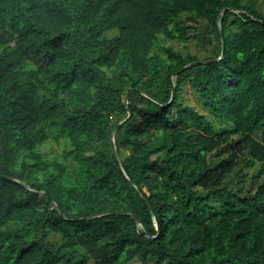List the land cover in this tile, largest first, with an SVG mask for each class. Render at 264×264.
<instances>
[{
	"label": "trees",
	"instance_id": "1",
	"mask_svg": "<svg viewBox=\"0 0 264 264\" xmlns=\"http://www.w3.org/2000/svg\"><path fill=\"white\" fill-rule=\"evenodd\" d=\"M131 262L264 264L262 0H0V264Z\"/></svg>",
	"mask_w": 264,
	"mask_h": 264
},
{
	"label": "rangeland",
	"instance_id": "2",
	"mask_svg": "<svg viewBox=\"0 0 264 264\" xmlns=\"http://www.w3.org/2000/svg\"><path fill=\"white\" fill-rule=\"evenodd\" d=\"M262 1H263V9H264V0H262ZM172 43L175 47L180 48V49H184V47L181 43H179V42H172ZM190 50L193 53H197L200 56L207 55L204 50L198 48L193 42H190ZM183 99H184V101L193 104L196 108H198L202 112L208 114V111L201 107L200 103L197 101V98H196L194 92L192 91V89L189 86H186V88L183 91ZM62 148H63L62 145L58 144L56 142L48 143L45 146V150L48 153H50V154L55 153L56 155L60 154V152L62 151ZM130 264H139V263L138 262H131Z\"/></svg>",
	"mask_w": 264,
	"mask_h": 264
},
{
	"label": "water",
	"instance_id": "3",
	"mask_svg": "<svg viewBox=\"0 0 264 264\" xmlns=\"http://www.w3.org/2000/svg\"><path fill=\"white\" fill-rule=\"evenodd\" d=\"M220 29H221V33H223V27H222V25L220 26ZM223 50H224V47H223ZM223 50H222V53H223ZM218 59H220V57H219ZM198 62H203V61H198ZM191 64H192V63H190V64H188V65L182 67L179 71L184 70L185 68H187V67L190 66ZM129 91H130V90H129ZM129 91H128V93H127L126 98L128 97ZM174 95H175V86H173V89H172V99H173ZM119 125H120V123L118 124V126H119ZM112 147H113V152H114V154H116V150H115V140H114V138L112 139Z\"/></svg>",
	"mask_w": 264,
	"mask_h": 264
}]
</instances>
